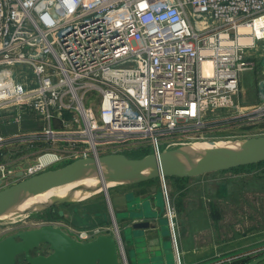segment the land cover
I'll list each match as a JSON object with an SVG mask.
<instances>
[{"label":"built area","instance_id":"obj_1","mask_svg":"<svg viewBox=\"0 0 264 264\" xmlns=\"http://www.w3.org/2000/svg\"><path fill=\"white\" fill-rule=\"evenodd\" d=\"M243 36L251 41L242 43ZM260 40L264 0H0V112L20 122L31 111L41 141L65 143L45 149L24 176L63 157L98 158L130 148L159 155L262 120L264 100L247 106L240 96L242 74L256 68L247 49ZM0 172L4 181L13 175L4 167ZM51 226L83 243L106 235ZM114 237L129 264L123 240ZM261 252L264 246L218 255L215 264Z\"/></svg>","mask_w":264,"mask_h":264},{"label":"rangeland","instance_id":"obj_2","mask_svg":"<svg viewBox=\"0 0 264 264\" xmlns=\"http://www.w3.org/2000/svg\"><path fill=\"white\" fill-rule=\"evenodd\" d=\"M246 54L247 57L256 62V68L253 71H246L242 74L240 96L244 102L257 105L260 101L264 100V40L256 41L253 47L247 49ZM247 125V129H244V131L242 128L237 127H232L227 130H217V132L212 133L213 135L208 136L211 140L209 142L215 143L218 142L216 140H222L232 136H237V139H241L244 138L243 136L245 134L252 137L264 135V118L254 124ZM37 132L33 133L34 136L38 137L37 142L34 141V143L22 134H17L15 138L8 137L7 139L0 136L2 138V142H0V169L4 167L11 174L20 170L28 171L30 167L36 165L39 157L45 153V149H51V147L53 149H59V145H65V143L58 142L56 144L52 143L53 145L42 142L41 139L43 138ZM145 151H147L145 148H130L124 154L130 158H141L144 156ZM30 154L32 155L28 156ZM73 160L75 159L69 160L63 157L60 162H57L50 168L60 167ZM1 176L0 172V178ZM18 181L19 179L17 177L7 176V179L4 181V186H11ZM159 181L162 189L164 185L163 180ZM172 183H174L172 179L168 178L165 180L173 215L175 238L178 250L181 252V264H184L183 251L181 250V236L184 234L188 237L187 234H190L191 229V222L186 212L195 211L198 202L205 205L209 218L212 216L211 231L213 232L214 246L218 247L216 251L220 250L224 246L225 241L227 242L228 240L230 243L235 241V245H231L230 247H240V250L243 252L251 251L257 246H264V164L251 166L239 171H227L200 178H192L184 184L173 185ZM125 186L127 187L128 185H118L115 188H111L107 194L102 192L80 201L101 199L108 207L111 200V190ZM74 203L77 202L75 201ZM69 204L63 203L55 207H49L15 224L0 225V240L20 231L54 225L55 222L59 224L63 223L71 229H78L71 226L69 222L57 217L56 211L65 208ZM53 209L55 213L52 212ZM161 219H163L162 225L165 228L167 226L172 251V262L173 264H179L174 246L173 233L168 222L165 207ZM164 219L167 221V224ZM114 222L109 220L108 224L92 229L105 230L103 232L106 235L116 236V227L120 230L121 235L123 230L122 226ZM196 237L200 244H204L207 232L198 231ZM49 253L48 246H41L33 252V255H47ZM225 253L222 251L219 255L224 256L223 254ZM17 264L28 263L24 257H19Z\"/></svg>","mask_w":264,"mask_h":264},{"label":"water","instance_id":"obj_3","mask_svg":"<svg viewBox=\"0 0 264 264\" xmlns=\"http://www.w3.org/2000/svg\"><path fill=\"white\" fill-rule=\"evenodd\" d=\"M219 141L224 145L210 154L195 153L181 147L141 158L108 153L98 158H78L31 177H25L23 171H19L10 176L19 179L11 186L5 187L4 179L0 178V212L49 188L74 180L126 179L128 184L121 185H135L168 178H199L264 163V135ZM63 203L66 202H55L50 207ZM128 217L132 221L138 220L132 225L136 243L144 242L145 231L155 228L151 220L158 219L162 224L161 213L154 211L149 204H143ZM41 246H48L50 253L33 255ZM19 257H24L28 264H123L116 237L101 235L83 243L51 225L20 231L0 240V264H17Z\"/></svg>","mask_w":264,"mask_h":264},{"label":"crops","instance_id":"obj_4","mask_svg":"<svg viewBox=\"0 0 264 264\" xmlns=\"http://www.w3.org/2000/svg\"><path fill=\"white\" fill-rule=\"evenodd\" d=\"M242 102L247 106L254 105L243 100ZM40 130L39 118L31 111H27L20 122L16 120L14 113L0 112V136L5 139L8 137L15 138L17 134H22L30 139L29 136L32 133ZM169 179H172L173 185L184 184L189 180L181 178ZM110 194L111 200L108 207L101 199H91L77 203L71 201L68 202L70 204L65 208L56 211L57 217L69 222L71 226L78 229H92L108 224L109 220L115 221L123 229L121 238L125 245L129 264H173L167 226L165 228V226L159 224L158 219L151 220L155 223V228L145 231L144 242L136 243L135 236L132 234L134 233L132 225L138 220L132 221L128 217L133 211L142 207L143 204H149L154 211L160 212L161 217L163 216L165 205L160 181L155 180L151 183H140L112 189ZM197 204L195 211L186 212L191 222V229L190 234H187L188 237L184 234L181 236L184 264H215L216 257L222 251L226 252L223 254L224 256H233L241 252L240 247H230L235 245V241L230 243L229 240L225 241L224 246L222 245L223 247L216 251L218 247L214 246V237L211 231L212 216L209 218L203 203L198 202ZM52 212L55 213L54 210ZM160 220L163 219L160 218ZM198 231L207 232L204 244H200L197 241L196 235ZM237 243L239 242L237 241ZM223 264H264V252L250 256L247 260L242 259L241 261Z\"/></svg>","mask_w":264,"mask_h":264},{"label":"bare ground","instance_id":"obj_5","mask_svg":"<svg viewBox=\"0 0 264 264\" xmlns=\"http://www.w3.org/2000/svg\"><path fill=\"white\" fill-rule=\"evenodd\" d=\"M242 32L247 33L250 31L249 28L243 27ZM242 43H248L251 41L249 37H241ZM208 65V64H207ZM206 69L208 71V66ZM211 141V140H210ZM224 144L222 141L209 142V141H192L189 143L181 144L178 147L186 148V150L201 153L210 154L216 151L219 147ZM177 148V147H176ZM128 180H108L103 181L102 179H81L74 180L62 185H58L47 189L45 192L38 194L26 201L18 203L13 206H9L0 212V225L15 224L29 216L40 213L48 209L55 202H71L84 200L90 196L97 195L99 193L107 194L111 188H114L121 184H128ZM124 186V185H123ZM9 227V226H8ZM116 235H120V231L116 228Z\"/></svg>","mask_w":264,"mask_h":264},{"label":"trees","instance_id":"obj_6","mask_svg":"<svg viewBox=\"0 0 264 264\" xmlns=\"http://www.w3.org/2000/svg\"><path fill=\"white\" fill-rule=\"evenodd\" d=\"M242 129H243V130H244V129H247V127H242ZM148 154H150V151H149V150L145 151L144 156H146V155H148ZM260 164H264V163H260ZM257 165H259V164H257ZM252 166H255V165H252ZM248 167H251V166L240 167V168L233 169V170H231V171H239V170H242V169H246V168H248ZM226 172H227V171H226ZM152 181H155V180H152ZM152 181H148V182H145V183H151Z\"/></svg>","mask_w":264,"mask_h":264}]
</instances>
